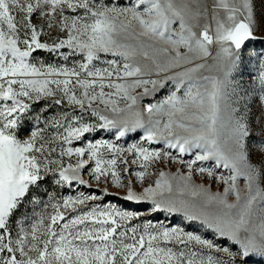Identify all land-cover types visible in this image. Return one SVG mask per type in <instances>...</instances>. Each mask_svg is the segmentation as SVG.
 <instances>
[{
  "label": "snow or ice",
  "instance_id": "snow-or-ice-1",
  "mask_svg": "<svg viewBox=\"0 0 264 264\" xmlns=\"http://www.w3.org/2000/svg\"><path fill=\"white\" fill-rule=\"evenodd\" d=\"M262 118L264 0H0V264H264Z\"/></svg>",
  "mask_w": 264,
  "mask_h": 264
},
{
  "label": "rangeland",
  "instance_id": "rangeland-1",
  "mask_svg": "<svg viewBox=\"0 0 264 264\" xmlns=\"http://www.w3.org/2000/svg\"><path fill=\"white\" fill-rule=\"evenodd\" d=\"M121 2L122 3H126L127 0H121ZM41 55H42V53H41ZM139 91H142V89L141 90H138V92ZM166 94H167V90H162L160 92H157L155 94V96L144 97L142 103H144V104H147L149 102L155 103V102L161 100ZM259 111H260V109H259V106L258 105H256V106L253 107V119H255V116L259 114ZM260 127H264V118H262L260 125H257L255 122L253 123V132L254 133L255 132H258L260 130ZM97 135H99V133H97ZM152 147L153 148H156L157 150H159L162 146H160V145H153ZM173 154L175 155L176 153L173 152ZM185 159H191V157H185ZM178 169H182L185 173L187 172V169L186 168H183L182 166H180L178 164H171V165H168V166H166V167L163 168L164 171H169L170 170L172 173L177 172ZM218 171H222V172H225V174H227L225 170H222L221 169V170H218ZM194 179H195V181H196L197 184H199V183H213L212 181H209V180H207V178L201 177L198 174L194 177ZM213 190L214 191L216 190L215 183H213ZM89 191L96 192L97 190L95 188H93V189H85V192L86 193L89 192ZM113 191H115V189H113ZM121 195H123V193H121ZM104 199L107 200V201H111L114 204L121 203V201H119V199L116 196H109V197H105ZM131 206L132 205H130V207Z\"/></svg>",
  "mask_w": 264,
  "mask_h": 264
}]
</instances>
